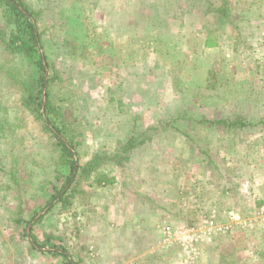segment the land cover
Returning a JSON list of instances; mask_svg holds the SVG:
<instances>
[{"label":"rangeland","instance_id":"obj_1","mask_svg":"<svg viewBox=\"0 0 264 264\" xmlns=\"http://www.w3.org/2000/svg\"><path fill=\"white\" fill-rule=\"evenodd\" d=\"M25 1L39 16L47 74L58 73L52 96L80 169L64 208L53 199L68 173L61 149L22 105L6 74L21 61L0 43V264H123L131 204L149 207L142 239L133 227L137 247H161L158 222L236 210L252 228L220 237L218 258L198 264H264L254 218L264 204V0ZM236 116L249 125L212 122ZM117 150L121 159L99 168L114 182L99 184L84 167ZM170 258L178 264L177 247Z\"/></svg>","mask_w":264,"mask_h":264},{"label":"trees","instance_id":"obj_2","mask_svg":"<svg viewBox=\"0 0 264 264\" xmlns=\"http://www.w3.org/2000/svg\"><path fill=\"white\" fill-rule=\"evenodd\" d=\"M208 2L212 5V1L208 0ZM0 8L4 19L3 26H0V43L3 50L21 61V65L11 64L6 74L18 85L22 105L41 121L57 140L56 145L62 153L60 162L68 173L61 189L55 192L53 199L60 196L59 200L64 208H67L71 204L75 187L70 191L65 189L74 173H78L80 169L75 158L77 142L70 136L65 114L53 100L51 82L53 76L58 73L52 69V72L50 70L49 75L47 74L50 65L47 53L43 50V35L38 24V13L25 0H0ZM215 11L216 13L219 11L217 15L220 20L228 17L225 14L227 11L225 7L222 9L217 7ZM207 44H211V41L208 40ZM212 122L223 124L234 131L249 125L239 116L221 118ZM132 143L133 141H130V144L121 148L125 154L130 151ZM122 151L117 150L111 155H95L87 162L84 169L88 170L87 173L96 172L94 179L99 184H103V181L104 183L114 182V177L106 178L103 174H99V168L108 160L121 159Z\"/></svg>","mask_w":264,"mask_h":264},{"label":"built area","instance_id":"obj_3","mask_svg":"<svg viewBox=\"0 0 264 264\" xmlns=\"http://www.w3.org/2000/svg\"><path fill=\"white\" fill-rule=\"evenodd\" d=\"M264 229V204L256 209L255 217ZM253 218H246L236 210H229L223 220L219 219L216 210L200 217L198 222L191 226H173L162 223L158 226L163 243L169 246L177 245L183 255V264H198L201 253V244L211 242L216 235L230 234L236 229H251Z\"/></svg>","mask_w":264,"mask_h":264},{"label":"crops","instance_id":"obj_4","mask_svg":"<svg viewBox=\"0 0 264 264\" xmlns=\"http://www.w3.org/2000/svg\"><path fill=\"white\" fill-rule=\"evenodd\" d=\"M0 14H2L1 8H0ZM130 206H132V209L128 210L129 213H132L131 210L134 211L133 215H131L129 217V219L131 220L130 222L137 225V227L141 226L142 229H140L138 231L140 233V238H139L138 234L135 233V231L133 229V227L135 225L129 226V232L130 233L128 234V237H127L128 238L127 243H126V245H124V249L126 248V249L130 250L129 252L126 251V253H125L126 258H128L129 260H124L123 264H172L171 263L172 258L169 259L170 251L176 247H177V251H178V264H183V260H182L183 255H182V252L179 249V247L177 245H173L172 247H170L168 244L163 243V235H162V244H161V247L163 249L160 247V245L159 246L157 245L158 244L157 240L152 241L150 243H145V241L144 242L142 241V242H140L139 247L136 246L137 245L136 239H138V238H139V240L142 239L141 235L144 236L145 233H147V231L145 230V228H146L145 223H146V221H148V218L146 219L145 214L143 215L142 212L148 210L149 207H145L144 209H140L141 212H137L136 207L133 204H131ZM224 212L226 213L227 211H224ZM221 220H223V218ZM152 221H153V219H152ZM165 222L169 223L167 220H164L162 222H158L156 226L158 227L160 224L165 223ZM196 222H198V221H196ZM188 226H191V225H188ZM130 235H133L132 238H130ZM225 235H228V234L216 235L215 238L211 242L201 244V246H200L201 247V253L199 256V260H200V258L201 259L204 258L205 255L208 256V255H213V254H216V258H218V253L216 251H217L218 246H219L218 244L221 240L220 237L225 236ZM167 248H169V249H167ZM167 260H170V263H168ZM199 260H198V262H200Z\"/></svg>","mask_w":264,"mask_h":264}]
</instances>
